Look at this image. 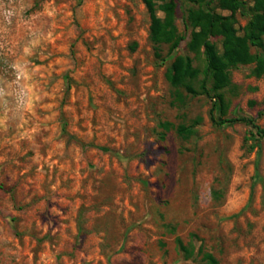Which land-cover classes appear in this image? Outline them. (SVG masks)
Returning <instances> with one entry per match:
<instances>
[{
  "label": "rangeland",
  "instance_id": "1",
  "mask_svg": "<svg viewBox=\"0 0 264 264\" xmlns=\"http://www.w3.org/2000/svg\"><path fill=\"white\" fill-rule=\"evenodd\" d=\"M176 2L172 50L144 0H0V264H264V73L232 67L223 103L173 86L206 65V6ZM252 5L210 7L242 34Z\"/></svg>",
  "mask_w": 264,
  "mask_h": 264
},
{
  "label": "trees",
  "instance_id": "2",
  "mask_svg": "<svg viewBox=\"0 0 264 264\" xmlns=\"http://www.w3.org/2000/svg\"><path fill=\"white\" fill-rule=\"evenodd\" d=\"M147 9L151 12L152 23L150 37L156 47L169 44L174 50L180 46L185 36L180 34L176 23L177 2L176 0H164L158 4L156 0H144ZM204 4V7L191 8L186 17V23L192 27L191 39L188 42L190 50L198 51L204 48L206 65L201 69L193 64V60L187 55H178L173 60L167 71L169 82L175 86H184L189 93H206L224 102L223 89L231 82V68L239 64L256 62L254 73H264V0H252V18L248 22L245 33H239L238 29L229 17L215 12L210 7L213 0H196ZM226 9L236 11L243 4V0H219ZM157 9L164 12V16H158ZM212 35L222 36V49L211 40ZM252 46L262 48L263 53H253ZM200 74H204L201 89H197L192 81ZM208 81L212 82L208 87ZM216 106V103H215ZM213 119H215L212 113ZM242 120L255 125L252 117H231L223 119L227 121ZM169 125V123H167ZM256 126V125H255ZM179 130L187 135L193 131L191 127L181 125ZM264 133V129L259 128Z\"/></svg>",
  "mask_w": 264,
  "mask_h": 264
}]
</instances>
